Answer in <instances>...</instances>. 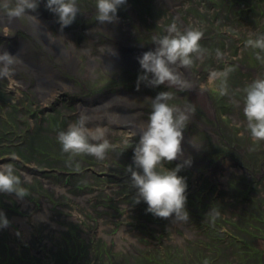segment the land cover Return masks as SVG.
I'll use <instances>...</instances> for the list:
<instances>
[{"label":"rangeland","instance_id":"374dc122","mask_svg":"<svg viewBox=\"0 0 264 264\" xmlns=\"http://www.w3.org/2000/svg\"><path fill=\"white\" fill-rule=\"evenodd\" d=\"M7 2L12 6L15 0ZM3 3L4 0H0V19L5 23L4 26L0 23V34L12 33L13 37L1 36L0 46L7 45V49L19 46L20 39L26 44L23 48V44L20 45L24 57L20 58L12 80L2 78L0 99L3 103L0 106L6 109L8 117L10 112L14 118L20 117L16 112L18 108L27 107L30 112L26 118L31 125H37L43 117H48L50 123L48 132L39 135L34 145L11 147L8 144L10 147L0 149V160L15 165L16 175L28 173L31 177L29 182L22 184L30 199L24 201L26 210L30 212L35 203L43 207L41 218L34 219L36 226L28 221L29 233L19 235L22 227L16 225L13 218L19 215L15 213L19 209L15 194L0 193V212L10 222L8 227L0 228V264H264V141L251 137L243 113L245 89L257 76L264 78V51L247 43L249 39L264 35V0H127L118 9L117 21L111 24H100L96 20V0H77L80 13L74 23L63 30L57 23L58 17L48 10L38 8L36 12H29V16L41 22L43 37L47 32V36L56 39L58 47H51L41 39L34 31L33 19L20 18L15 27L6 24L8 9ZM45 3L46 0H41L40 4L45 6ZM37 12L39 14H35ZM173 23L181 31L198 29L203 33L199 42L205 50L203 57L197 59L194 56L193 64L185 68L193 81L198 80L199 85L207 84L210 71L231 69L226 81V95L220 94L222 81L208 85L203 95L185 94V91L171 88L174 97L169 101L171 106L192 108L188 121L193 125L192 139H187L185 145L194 144L192 159L198 158L202 163L190 166L191 173L184 168L186 173L178 174L187 183L186 210L189 215L186 219L174 215L167 219L155 217L146 211L148 205L144 201L135 203L137 190L132 186L127 168L135 167L129 149H134L139 139L132 141L127 129L114 128L111 120L126 123L117 121L116 112L111 109L106 116L89 110L88 113L78 111L79 108L61 95L43 105L38 96L41 88L37 91L34 87L37 82L35 72L38 75L44 73L43 64L58 72L60 83L67 85L55 94L87 99L102 96L107 92L105 87L114 83L122 71L138 66L124 60L118 63L108 59L105 63L102 56L112 52L113 48L121 50L123 47L127 50L129 47L134 50L149 47L153 51L155 40L167 35L166 30ZM5 26H8L7 32H3ZM217 50L224 54L220 59H217ZM2 51L3 48L0 53ZM258 55L260 59H257ZM34 63L41 69H35ZM185 70L180 69V72L184 74ZM139 90L155 91L156 95L160 92L146 85ZM134 94L133 104L152 106L146 97L142 99L137 92ZM14 97L24 98L18 102L7 99ZM81 115L91 120L88 127L107 129L106 138L114 147L103 160L62 150L59 133L66 131ZM184 131H189L188 125ZM216 148L228 152L224 161L229 162L230 170L219 173L220 169L218 172L211 169L218 164L207 162L205 153ZM251 155L259 160L258 175L262 177L247 176L246 158ZM231 157L236 161L243 158L245 166L235 167L230 162ZM168 164L172 170L179 163ZM232 166L236 169L232 170ZM95 172L103 177L99 178ZM114 176L120 178L118 190L109 186L103 188L104 191L91 189L96 182L99 186L112 183ZM87 195L91 196L89 199L94 197L91 204ZM3 196H7V202L11 200V209L2 200ZM71 212L75 213L73 218L69 217ZM20 214L25 216L26 212ZM119 229L118 240L122 242L117 244V249L121 252H117L113 238ZM84 233L99 238L83 237ZM106 235L109 241L104 239ZM42 242L49 245L48 251L38 254V244ZM31 243L36 249L26 248L25 244ZM63 245L75 246L76 250L71 254L80 261L73 262L67 256L60 263L56 256ZM109 250H113L114 257L107 253Z\"/></svg>","mask_w":264,"mask_h":264},{"label":"clouds","instance_id":"9594fccd","mask_svg":"<svg viewBox=\"0 0 264 264\" xmlns=\"http://www.w3.org/2000/svg\"><path fill=\"white\" fill-rule=\"evenodd\" d=\"M126 2L127 0H96V20L100 24L116 22L118 9ZM40 3L41 0H15L14 5L10 6L7 0H4L3 7L8 9L7 17L11 23L20 18L35 19L28 13L36 12ZM45 8L58 17L57 23L60 24L61 30L73 24L80 13L77 0H46ZM166 31L167 35L155 40L154 51H147L138 58L143 73L138 76V90L141 83L153 88L166 85L180 91H191L195 87L179 70L190 67L194 56L197 59L203 57L205 50L199 43L203 33L198 29L181 31L175 23ZM247 43L250 47L264 51V35L249 39ZM223 55L217 50V59ZM257 59H260L259 55ZM19 62L18 55L7 51L0 53V78L11 81ZM230 71L228 68L223 71H210L207 84L199 85L200 91L205 90L208 85L222 81L220 94L226 95V81ZM173 98L170 91H162L151 100V114L148 120L141 124L139 140L134 148L135 167L129 166L127 171L130 173L133 188L137 190L136 204L144 201L148 205L146 211L155 217L167 219L174 215L175 218L186 219L189 215L186 210L187 183L178 173L185 167H190L192 160L188 158L172 170L166 169L164 164L177 161L183 156V133L192 108L171 106L169 101ZM243 113L251 137L256 141H264V78L257 76L245 89ZM88 123L89 118L81 115L66 131L59 133L58 141L65 153L87 154L103 160L114 146L106 138V128L88 127ZM30 180L28 173L16 175L12 163L0 164V193L15 194L18 198H23L27 193L22 184ZM9 223L6 215L0 212V228L8 227Z\"/></svg>","mask_w":264,"mask_h":264},{"label":"flooded vegetation","instance_id":"af4514ba","mask_svg":"<svg viewBox=\"0 0 264 264\" xmlns=\"http://www.w3.org/2000/svg\"><path fill=\"white\" fill-rule=\"evenodd\" d=\"M150 51H152V49ZM104 56H106V55H104ZM104 56H102V58H104ZM111 69L113 70V68H111ZM181 69L185 70V68H181ZM126 71H128L129 73H126ZM142 74L143 73H142V69H141L140 66L139 67H133V68H130V69H125L124 71H122V73L118 77H116V81H114V83H110L109 87H105V88H107V93L110 95V97L111 96L112 97H116L117 94L120 95L121 93H125V92H126L125 94H131V93L137 92V94H139L138 96H141L142 99H144L143 98V96H144V97H146V99L151 101L152 99H154V97H156V92L155 91L151 92V91L144 90L142 92V91L137 89L138 76H140ZM59 75L60 74H58V72L54 73V78H53L54 80H52V85L54 84L53 87H56L55 85L60 83L61 78L59 77ZM183 75H184V77H186L189 80H191L193 82V84L195 85L193 90L185 91L184 92L185 94H190V95H193V93H197V94H201V95L204 94V92L200 91V89H199L198 80L193 81L194 79L189 74L188 70H185ZM111 76H114V75L111 74ZM0 81H1L0 82V84H1L3 82V79L0 78ZM60 84L63 85L64 83H60ZM144 85H145L144 83H141L140 86H139V89L142 88V86H144ZM0 87H2V86L0 85ZM34 87H36L37 91H40V87H42V85L40 84V82H36ZM155 90L160 91V92H162L163 90L170 91L171 93L173 92V90H171V88H168L166 85H161L159 87H156ZM140 93H142V94H140ZM184 93H181V95L184 94ZM57 95H61L62 97L66 96L64 99L67 102H69L71 105L75 106V108H79L78 111L81 110V111H84L85 113H88L89 111H93L94 112L95 103H98L97 96L87 99L84 96L80 97V96H71V95H68V94L57 93V94L49 95L46 98V100L44 99V97L41 94L38 95V96H40L41 103L43 105H45V104L47 105V102L49 101V99L56 98ZM30 97L33 98V96H30ZM22 98H24V97H14V98H7V99L8 100L12 99L13 101L18 102V99H22ZM100 99H101V97H100ZM0 103H3L1 99H0ZM74 104H76V105H74ZM80 104L82 105V107H81ZM85 107H89V109H88L89 111L86 110ZM16 108H18V107H16ZM133 110L136 112V115L124 116V117H126V119L123 118V117L122 118L121 117H117L118 121L126 122L125 124H127V126L129 127L128 131L130 133L128 138H130V140H132V141L135 138L139 139V136H138L139 125L142 124L144 121L148 120L149 113H151V111H152V106L151 105H145V103H142V104H138V106L133 107ZM38 111H40V114H42L41 110H38ZM16 112L19 113L20 117L16 116L14 118L13 115L10 112H9L10 117H8V112L6 111V109L3 110V108H1V106H0V142L8 141L5 144H1L0 143V149L1 148H5V147H10V146L11 147H20L21 145H24V144L27 145V143L30 144V146H32L35 143H37V139L36 138L39 137V135L45 134V133L48 132L49 128H47V125L50 123V119H48V117L47 118L43 117V119H41L40 122L37 123V125H34V124L31 125L28 122V119L26 118V115L30 112V110H28L27 107H22V109L18 108V110H16ZM33 114L36 115L37 114V110L33 111ZM34 115H32V118L34 117ZM96 116H94V117H96ZM64 118L66 119V117H64ZM46 119H48L47 123H45L47 121ZM11 120L13 121L14 124L12 123ZM92 120H94V119H92ZM89 121L91 122L90 119H89ZM122 124H124V123H122ZM112 125H114L115 129H117L119 127H122V126H119L121 124H118L117 122L113 123ZM187 125H188V130L189 131L188 132L184 131V133H183L184 140L182 141V145H181L182 152L186 156L185 157H181L180 160H177L176 162H178L180 164V163H183L184 160H186L188 158H191V160H192L191 166L194 167V166L201 165L202 163H201V161H198V158L196 160H194V161L192 159L193 158V150L192 149L195 148L193 146L194 144H190V145H187V146L185 145V141L187 139L190 140V141L192 139V137H191L192 132H190V131H191V129H193V125H191L189 123H187ZM64 126H65V124H64ZM61 128L63 130H65L64 127H61ZM16 141H18V143L14 144ZM227 153L228 152L222 150V148H219V149L216 148V149H213L211 151V153H210V151L205 153L206 154L205 156L208 157L207 162L218 164V166H217L218 168L216 167L217 169L216 168H211L213 170V172L214 171L218 172L217 170L220 169L219 173H221V172H224L225 170L229 169V162L225 163V161H224L228 157ZM129 154L131 156H134V149L130 148L129 149ZM246 161H247V164H248V168H247V166H246V168L248 169V172H249V173H246L247 176L250 177V178H252V176L262 177V176L258 175L257 166L259 164V160L255 156L251 155L248 158H246ZM230 162H232V165H234L235 167H239V169H241L242 167L245 166V161H243V158L240 161H236L233 157H231V161ZM3 163H7V161L4 162L1 159L0 160V164H3ZM13 166L15 167V165H13ZM164 167L165 168L167 167L169 170H171L170 169V165L168 163H165ZM235 167H233L232 170L236 169ZM185 170L189 171L190 173L192 172V169L190 167H185ZM182 171H184V170H182ZM182 171H180V173ZM184 173H186V171H184ZM96 176H98L99 178L103 177V176L100 177L99 173H96ZM82 177H84V176H82ZM111 178L114 179L112 181V183H109V182L106 183L105 182L103 184V186H99L100 184L98 182H96L95 184H93L91 189H93V191H100V190L104 191L103 188H107L109 186V187H112L113 189H117L118 190L119 186H120V184H119V179H120L119 176H117V177L114 176V177H111ZM93 183H94V181H93ZM252 188H253V186H252ZM34 194H36V193H34ZM14 197L19 203V209H18L19 211L16 210L15 213H17V214L19 213V215L18 216H14L13 218H15V217L20 218L21 217L25 221L26 224H28L27 222L29 221L30 225L32 224L33 226H36V224L34 222V219L38 220L40 218V214H41L40 212L43 211L42 205L39 206V205H37V203H35L33 205V209L30 210V212H28L26 210V208H25L27 205L22 203V201H25V200L28 199L27 196H25L23 198H18L17 196L14 195ZM90 197H91L90 195H87V199L90 200V204H91L94 201V197L89 199ZM120 197H123V196L120 195ZM1 198L5 202V204H7V206L10 205L9 209H11V204H12L11 200L9 199L10 202H7L6 201V199H8L7 196H3ZM28 200H30V199H28ZM117 200H120V199L117 198ZM30 202H33V201H30ZM102 207H104V206H102ZM99 209L101 210V205H99ZM6 212H7V210H6ZM21 212H23V213L26 212V215L25 216L21 215L20 214ZM74 216H75V213L71 212V215L69 217L73 218ZM13 218H11V219H13ZM96 222H99V219H97ZM16 225H21V227H22L20 229L19 235H24L25 236L27 233H29L28 227L22 225L21 222L17 221ZM120 232H121V229L117 230L116 234L113 237V238H115L114 242L116 244V249H117V244L119 245L122 242V241L118 240L120 235H121ZM82 235L84 237L85 235H90L91 236L92 234L84 233ZM95 238H99V236H97V235L93 236V239H95ZM108 238H109V236L106 235V237L104 239L109 241ZM25 245H26V248H30L31 250L36 249L35 248V244L31 243V244H25ZM38 245H39V251L37 252L38 254L45 253V252L48 251L47 247L49 245L47 243H43L42 242L41 244H38ZM75 250H76L75 246L74 247H71L69 245L60 246V250H59L60 253L57 254L56 258L58 259V261L60 263H63L65 261V258H67V256L70 257L73 260V262H75V260L78 261L79 259L77 257H72V254H71V252L74 253ZM119 251L121 252L122 250H118L117 249V252H119ZM80 252L82 254L81 250H80ZM107 253H110L113 256L114 252H113V250L112 251L109 250V252H107ZM73 255L75 256V254H73ZM5 258H7V257L5 256ZM62 259H63V262H62ZM97 259H100V258H97ZM101 264H103V263H101Z\"/></svg>","mask_w":264,"mask_h":264},{"label":"bare ground","instance_id":"6f19581e","mask_svg":"<svg viewBox=\"0 0 264 264\" xmlns=\"http://www.w3.org/2000/svg\"><path fill=\"white\" fill-rule=\"evenodd\" d=\"M39 8L41 9V11L42 10H47L46 8H45V6L44 5H39ZM37 16H39V15H37ZM39 19H41V18H39ZM33 27H34V31L35 32H37L38 33V35L41 37V39L42 40H44V41H46L47 43H49V45L52 47V46H54V47H58L59 46V44H58V42H56V39L54 38H51L50 36H47V32H46V35H45V37H43V30H42V27H41V22L40 21H38V20H36V19H33ZM0 23L2 24V25H4L5 23H4V20L3 19H0ZM6 31V30H5ZM42 35V36H41ZM8 37V36H7ZM23 44V45H22ZM25 42L24 41H22V43H21V48H23L24 46H25ZM14 48L15 49H17V46L15 45L14 46ZM11 49H12V46H10L9 47V49H8V51L7 52H9V53H11ZM123 53V51L122 50H120V49H118V48H116V49H113V51L110 53V55H111V57L113 58V61L115 62H120L121 60H119V56L121 55ZM13 55H18L20 58H23L24 57V54H23V51H21V50H19V51H17V50H14L13 51ZM53 74H54V70H52L51 68H49V70H47L45 73H41V74H39L40 75V84L42 85V87H40L41 88V92H40V94L44 97V99L46 100V98L49 96V95H53V92L54 91H56L57 90V88L58 87H56V88H53V91L51 92L49 89L54 85H52V80H54L53 79ZM1 82V81H0ZM55 86H57V85H55ZM67 85L66 84H63V85H61L60 87L61 88H67L66 87ZM43 87H44V89H43ZM52 93V94H51ZM132 98H133V96H131L129 99H130V101H129V103H132ZM110 105H111V103H108L107 101H104V104L103 105H101L100 107H98V108H96L95 109V111L96 112H98V113H103V114H106V116H108L109 114H108V110H109V107H110ZM90 107V106H89ZM89 107H85L86 108V110H88L89 109ZM122 113V111L121 112H119V114H121ZM123 118H125L126 119V117H123ZM140 126H141V124L139 125V129H140ZM22 203H24L25 205H27V203H25L24 201H22ZM41 216L42 215H40V218H41ZM15 219L17 220V221H19V222H21L22 223V225H24V226H26V227H28V224H26L25 223V221L20 217V218H18V217H15Z\"/></svg>","mask_w":264,"mask_h":264},{"label":"water","instance_id":"95a60500","mask_svg":"<svg viewBox=\"0 0 264 264\" xmlns=\"http://www.w3.org/2000/svg\"><path fill=\"white\" fill-rule=\"evenodd\" d=\"M134 51H135L134 49H133V50L131 49V50L126 51V52L129 54V53H134ZM145 52H146V51H140V52H136V51H135V53H138V54L135 55V56H137V57L140 58V57H142V54L145 53ZM119 58H121V59H122V58H125V59H126V57H124V56H119ZM134 58H135V57H134ZM130 59H132V57H131ZM130 59H129V60H130ZM135 60H136V61L134 62V64L138 65V64H139L138 59L135 58Z\"/></svg>","mask_w":264,"mask_h":264},{"label":"trees","instance_id":"16d2710c","mask_svg":"<svg viewBox=\"0 0 264 264\" xmlns=\"http://www.w3.org/2000/svg\"><path fill=\"white\" fill-rule=\"evenodd\" d=\"M257 253L254 254V256H256Z\"/></svg>","mask_w":264,"mask_h":264}]
</instances>
